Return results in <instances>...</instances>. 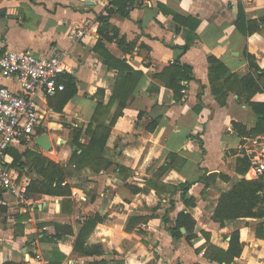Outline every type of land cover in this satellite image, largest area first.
<instances>
[{
  "label": "crops",
  "instance_id": "obj_1",
  "mask_svg": "<svg viewBox=\"0 0 264 264\" xmlns=\"http://www.w3.org/2000/svg\"><path fill=\"white\" fill-rule=\"evenodd\" d=\"M240 5L251 23L247 32L236 26ZM103 17H108L107 23ZM80 30L84 31L81 37ZM116 34L123 45L106 38ZM0 39L11 50L32 51L40 57L65 52L68 75L78 87L63 113L50 109L48 102L42 106L39 129L40 134H48L50 151L17 142L7 152L8 166L29 183L26 169L20 172L13 167L14 151L33 149L68 167L67 181L73 188L70 198L32 194L23 202L5 190L0 192V264H89L94 260L226 264L208 258L206 252L209 243L227 252L234 232L240 234L242 253L230 264H264V237L257 236L264 218L239 219L225 226L213 220L221 192L242 179L259 177L250 167L244 174L238 170L240 161L250 163L246 147L256 137H241L233 127L236 122L253 129L258 117L234 92L221 105L209 81L210 56L239 77L254 73L246 51L264 68V0H0ZM100 40L109 53L144 76L135 99L112 128L103 153L109 165L96 172L89 166H70V161L75 149L73 128L84 129L81 142L88 144L85 130L98 105L110 111L107 125L118 109L117 102L110 106L118 72L97 51ZM176 61L193 69L184 101H178L157 76ZM0 84L17 88L1 75ZM252 101L264 103V92ZM153 121L157 126L149 131ZM172 153L178 155L176 167L158 177ZM153 178L167 188L191 182L186 200L194 204L180 199L179 193L172 197L155 189L133 193L129 188L143 189ZM182 211L196 220L190 241L175 239L169 231ZM97 216L104 221L96 225L86 245H100L103 253L86 256L75 251L74 245L86 221ZM133 217L146 220H139L130 231ZM54 224L70 225L74 235L56 240ZM181 230L186 233L185 228Z\"/></svg>",
  "mask_w": 264,
  "mask_h": 264
},
{
  "label": "trees",
  "instance_id": "obj_2",
  "mask_svg": "<svg viewBox=\"0 0 264 264\" xmlns=\"http://www.w3.org/2000/svg\"><path fill=\"white\" fill-rule=\"evenodd\" d=\"M175 18L178 16L175 14ZM102 21L107 23L108 17H103ZM250 22L247 21L243 6L240 5L239 16L236 22V26L239 30L247 32L246 28ZM251 25V23H250ZM249 25V26H250ZM101 32V30H100ZM110 41H116L120 46L123 45V41L117 38V34L113 37H106ZM97 51L100 50L102 56L105 58V64L110 68L116 70L117 78L113 91V95L110 101V106L113 103H119L118 109L111 119L109 125L106 124L109 110L104 105H98L96 108L91 122L86 127V135L90 137V142L84 144L81 142L82 133L84 131L81 127H74V138L72 144L74 151L71 157L70 166L75 165L77 168L89 166L96 172L108 167V162L103 158V153L106 148L107 141L111 134L113 126L117 120L124 114L125 109L135 99L136 92L139 84L143 79L144 73L142 71L135 70L125 60H120L114 57L105 49L103 41H99L96 46ZM102 49V50H101ZM188 49V47H186ZM246 57L248 58L250 68L254 69V73H250L244 77H239L234 74L230 69L220 60L214 56L209 57L210 73L209 81L212 87V92L216 96L218 102L221 105H225L226 97L229 92L237 94L245 104L252 107L256 112L258 121L257 126L250 129L242 124L233 123L234 130L244 138L258 137L264 134V103L252 101L253 97L261 92H264V68H261L255 63L256 57L246 51ZM261 71L259 74L258 72ZM166 86L171 89L178 101L186 100L188 96L189 83L193 78V69L182 64L180 61H176L169 67H166L160 74L157 75ZM61 82L65 85L63 91L57 92L54 96L48 97V106L50 109L57 113H63L65 106L68 102L77 94L78 87L76 80L71 75H64ZM157 126V122L148 127L149 131H154ZM41 133V130H38ZM14 162L13 167L17 168L20 172L25 171L30 176V183L28 186L29 195L42 194L54 197L70 198L72 196L73 185L67 181L68 167L61 163L55 162L48 157L44 156L33 149H27L24 153L13 152ZM178 155L172 153L168 157V162L160 170L161 175L169 168L176 167ZM248 161V160H247ZM250 161V160H249ZM174 162V163H173ZM245 165V169L243 166ZM242 166V169H241ZM250 167V163L240 161L239 172L246 173ZM21 175V173H20ZM161 185L155 179L147 181L145 188L130 186V190L133 193L149 192L151 189H155L159 195L162 193H168L172 197L179 193V198L186 200V194L192 187L191 182H185L180 185L174 186ZM172 206L175 204V200L170 201ZM193 205L194 202H188ZM22 218H27V215H22ZM245 218H264V175L259 176L256 179L240 180L233 188L228 191L221 192L217 207L213 213V220L220 223L221 226H225L227 222H232ZM139 220L144 221L146 218L133 217L128 225V230H133ZM104 218L97 216L93 219H88L84 224V227L80 234L76 238L74 249L86 256L102 255V246H88L86 245L87 239L99 222H103ZM57 235L56 240H61L65 236L74 235L73 227L70 225L54 224ZM196 220L190 213L180 212L173 228L169 231L175 239L185 237L187 241H190L195 236ZM182 228L186 229V233L182 232ZM264 222L257 226V236L264 237ZM230 246L227 252L214 246L208 245L206 256L214 261L225 262L230 264L236 257H239L242 253V243L240 242L239 232L232 233ZM58 264V263H50ZM89 264H108L105 260H94Z\"/></svg>",
  "mask_w": 264,
  "mask_h": 264
},
{
  "label": "built area",
  "instance_id": "obj_3",
  "mask_svg": "<svg viewBox=\"0 0 264 264\" xmlns=\"http://www.w3.org/2000/svg\"><path fill=\"white\" fill-rule=\"evenodd\" d=\"M77 34L81 37L84 31ZM65 59L63 51L40 57L32 51L11 50L0 39V75L17 86L0 84V192L5 190L17 201L29 199V179L20 178L17 170L8 166L7 152L17 142L36 144L41 135L42 106L48 97L64 90L61 79L71 73ZM246 148L253 175H264V135L254 138Z\"/></svg>",
  "mask_w": 264,
  "mask_h": 264
},
{
  "label": "water",
  "instance_id": "obj_4",
  "mask_svg": "<svg viewBox=\"0 0 264 264\" xmlns=\"http://www.w3.org/2000/svg\"><path fill=\"white\" fill-rule=\"evenodd\" d=\"M36 144L45 151H50L52 148L51 141L47 133H43L36 138ZM183 231H185L183 229Z\"/></svg>",
  "mask_w": 264,
  "mask_h": 264
}]
</instances>
